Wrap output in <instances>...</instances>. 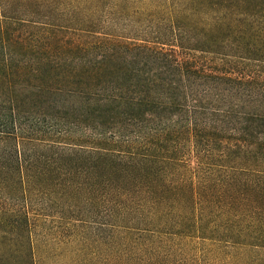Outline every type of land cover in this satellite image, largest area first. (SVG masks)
I'll use <instances>...</instances> for the list:
<instances>
[{
    "label": "trees",
    "instance_id": "16d2710c",
    "mask_svg": "<svg viewBox=\"0 0 264 264\" xmlns=\"http://www.w3.org/2000/svg\"><path fill=\"white\" fill-rule=\"evenodd\" d=\"M49 219L84 263L93 226L106 264H264V0H0V264Z\"/></svg>",
    "mask_w": 264,
    "mask_h": 264
},
{
    "label": "rangeland",
    "instance_id": "374dc122",
    "mask_svg": "<svg viewBox=\"0 0 264 264\" xmlns=\"http://www.w3.org/2000/svg\"><path fill=\"white\" fill-rule=\"evenodd\" d=\"M60 207L53 206L52 208H49L47 210H44V213H49L53 215H61L62 212L60 211ZM59 222H57V219H49L48 221H45L43 223V230L44 232L51 233L50 239L52 240V250L49 253H45L44 249L40 248V242L38 243L37 247V258L39 261V264H106L105 261H103V258L106 257L107 259V253L105 248V241L108 239L109 234L111 233V230L109 228L103 227L102 230L98 232V241H94L93 236H94V228L92 227H86L85 235L90 238L87 239V241L90 243L91 246L90 249H93L94 251H97L99 254L98 255H91L89 258L88 262L84 263L85 257H78V255L74 254V250L79 249L82 245H84L83 241H75L72 244H69L67 242H61L60 239L55 238L54 231H59L60 226ZM49 229V230H48ZM51 229V230H50ZM65 231V230H64ZM70 233V234H69ZM112 234V233H111ZM113 234L115 236H118L119 233L117 231H113ZM67 235L70 236V239H74V235L77 236V238H80L79 234L72 233L70 231H67ZM46 239L44 238L43 241ZM109 240V239H108ZM42 242V241H41ZM179 244V243H178ZM176 248L180 249L181 251H184L185 255L175 257L173 259H168V260H163L159 261L154 264H244L242 261H237V260H232L231 262H222V261H217L214 262L213 260L210 259H204V258H199L197 254H195L193 251H188L185 247L182 245H177ZM113 247H116V243L114 244ZM152 261L146 260L145 264H151Z\"/></svg>",
    "mask_w": 264,
    "mask_h": 264
}]
</instances>
